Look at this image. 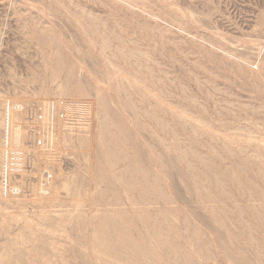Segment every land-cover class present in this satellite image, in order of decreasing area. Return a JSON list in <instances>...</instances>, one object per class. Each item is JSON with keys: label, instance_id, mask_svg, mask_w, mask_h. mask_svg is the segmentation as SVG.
I'll use <instances>...</instances> for the list:
<instances>
[{"label": "rangeland", "instance_id": "1", "mask_svg": "<svg viewBox=\"0 0 264 264\" xmlns=\"http://www.w3.org/2000/svg\"><path fill=\"white\" fill-rule=\"evenodd\" d=\"M0 13V264H264V0Z\"/></svg>", "mask_w": 264, "mask_h": 264}, {"label": "bare ground", "instance_id": "2", "mask_svg": "<svg viewBox=\"0 0 264 264\" xmlns=\"http://www.w3.org/2000/svg\"><path fill=\"white\" fill-rule=\"evenodd\" d=\"M127 1V0H126ZM130 1H132V0H130ZM137 1V0H136ZM3 9V8H2ZM1 14V13H0ZM40 18V17H39ZM101 20V19H100ZM177 22V21H176ZM178 23V22H177ZM48 30V29H47ZM150 30V29H149ZM152 30V29H151ZM88 31V30H87ZM163 31V30H162ZM173 33V32H172ZM94 34V33H93ZM106 34V33H105ZM99 35H101V34H99ZM117 35V34H116ZM102 39H104V38H102ZM107 39H109L108 37H107ZM106 40V39H105ZM93 41V40H92ZM108 41V40H107ZM45 43V42H44ZM93 43H95V42H93ZM100 43H101V41H100ZM108 43H109V41H108ZM56 44V43H55ZM89 44H90V42H89ZM103 44V43H102ZM105 44H106V42H105ZM105 44L103 45L104 46V48H105ZM91 45V44H90ZM93 45H95V44H93ZM109 45V44H108ZM111 45V44H110ZM100 46H102L101 44H100ZM66 48V47H65ZM85 48V47H84ZM93 48H94V46H93ZM101 48V47H100ZM103 48V47H102ZM116 48V47H115ZM59 49V48H58ZM125 49V48H124ZM117 50H118V48H117ZM129 50V49H128ZM52 51V50H51ZM104 52H105V50H103ZM123 51V50H122ZM121 51V52H122ZM126 51V50H125ZM131 51V50H130ZM129 52V51H128ZM128 52H126V53H128ZM182 52V51H181ZM123 53V52H122ZM131 53H133V51L131 52ZM49 54V53H48ZM58 54V53H57ZM100 54V53H99ZM105 54V53H104ZM147 54V53H146ZM122 55H124V54H122ZM84 56V55H83ZM93 56V55H92ZM103 56V55H102ZM230 56V55H229ZM120 57H122V56H120ZM116 58V57H115ZM124 58V57H123ZM55 60V59H54ZM53 60V61H54ZM171 60V59H170ZM113 62V61H112ZM177 62V61H176ZM107 63H109V61H107ZM125 64V63H124ZM136 64V63H135ZM195 64V63H194ZM55 65H57V64H55ZM60 65V64H59ZM105 65V64H104ZM110 65V64H109ZM115 65V64H114ZM255 65V64H254ZM133 67V66H132ZM118 68H120V67H118ZM50 69H52V68H50ZM54 69V68H53ZM102 69H103V67H102ZM68 70V69H67ZM85 70V69H84ZM23 71V70H22ZM59 71V70H58ZM79 71V70H78ZM113 71V70H112ZM127 71H129V70H127ZM50 72V71H49ZM57 72V71H56ZM130 72V71H129ZM128 72V73H129ZM58 73V72H57ZM61 73V72H60ZM67 73H69V72H67ZM38 74V73H37ZM54 74V73H53ZM50 75V74H49ZM48 75V76H49ZM60 75V74H59ZM68 75H71V74H68ZM122 75V74H121ZM125 75V74H124ZM56 76V75H55ZM65 76H66V74H65ZM126 76V75H125ZM136 76V75H135ZM168 76V75H167ZM68 77V76H67ZM109 77V76H108ZM57 78V77H56ZM59 78V77H58ZM104 78V77H103ZM122 79H123V76L121 77ZM134 78V77H133ZM153 78V77H152ZM69 79V78H68ZM68 79H67V81H68ZM113 79V78H112ZM128 79H129V77H128ZM57 80V79H56ZM70 80V79H69ZM80 80V79H79ZM160 80V79H159ZM169 80V79H168ZM62 81V80H61ZM81 81V80H80ZM114 81H116L115 79H114ZM123 81V80H122ZM110 82V81H109ZM158 82V81H157ZM171 82V81H170ZM83 83V82H82ZM132 83H134V82H132ZM142 83V82H141ZM145 83V82H144ZM154 83V82H153ZM152 83V84H153ZM172 83V82H171ZM118 84V83H117ZM136 84V83H135ZM62 85V84H61ZM65 85V84H64ZM99 85V84H98ZM130 85V84H129ZM128 85V86H129ZM144 85V84H143ZM142 85V86H143ZM257 85V84H256ZM66 86V85H65ZM65 86H63L64 88H66ZM85 86V85H84ZM115 86V85H114ZM117 87H118V85H116ZM124 86V85H123ZM122 86V87H123ZM57 87V86H56ZM131 87V86H130ZM133 87V86H132ZM139 87V86H138ZM148 87V86H147ZM59 89V88H58ZM137 89V88H136ZM140 89V88H139ZM138 89V90H139ZM146 89V88H145ZM150 90V89H149ZM215 90H217V89H215ZM2 91V90H1ZM127 91V90H126ZM140 91V90H139ZM118 92V91H117ZM123 92H125V91H123ZM127 92H129V91H127ZM136 92V91H135ZM145 92V91H144ZM126 93V92H125ZM140 93V92H139ZM167 93H168V91H167ZM64 94V93H63ZM65 94H66V92H65ZM170 94V93H169ZM184 94V93H183ZM100 95H101V93H100ZM131 94H129V96H130ZM144 95V94H143ZM151 95V94H150ZM149 95V96H150ZM172 95V94H171ZM56 96H58V95H56ZM126 96V95H125ZM69 97V96H68ZM128 97V96H127ZM1 99V98H0ZM147 99V98H146ZM155 99H156V97H155ZM54 100V99H53ZM75 100V99H74ZM89 100V99H88ZM101 100V99H100ZM85 101V100H84ZM186 101V100H185ZM138 102V101H137ZM69 103V102H68ZM100 103H101V101H100ZM196 103V102H195ZM59 104V103H58ZM128 104H130V103H128ZM163 104H164V102H163ZM70 105V104H69ZM161 105H162V103H161ZM99 106V105H98ZM17 107H18V105H17ZM59 107V106H58ZM263 107V106H262ZM69 108V107H68ZM136 108V107H135ZM55 109V108H54ZM58 109V108H57ZM72 109V108H71ZM82 109V108H81ZM170 109V108H169ZM46 110V109H45ZM90 110V109H89ZM136 110V109H135ZM148 110V109H147ZM53 111H56V110H53ZM72 111V110H71ZM59 111H57V113H58ZM90 112V111H89ZM136 112V111H135ZM145 112H146V110H145ZM144 112V113H145ZM232 112V111H231ZM45 113V112H44ZM49 113V112H48ZM51 113V112H50ZM52 113H54V112H52ZM51 113V114H52ZM83 113V112H82ZM148 113V112H147ZM190 113V112H189ZM86 114V113H85ZM127 114V113H126ZM46 115H48V114H46ZM45 115V116H46ZM58 115V114H57ZM43 116V115H42ZM183 116V115H182ZM50 117H51V115H50ZM57 117H59V115L58 116H56V118ZM86 117V116H85ZM191 117V116H190ZM55 118V117H54ZM184 118H185V116H184ZM52 119V118H51ZM51 119H49L48 118V121L50 120V121H52ZM160 119V118H159ZM57 120H59V118L57 119ZM48 121H47V123H48ZM49 121V122H50ZM62 121V120H61ZM111 121V120H110ZM161 121V120H160ZM59 122V121H58ZM183 122H184V120H183ZM187 122V121H186ZM60 123V122H59ZM162 123V122H161ZM185 123V122H184ZM15 124V123H14ZM131 124V123H130ZM163 124V123H162ZM211 124V123H210ZM209 124V125H210ZM63 125H65V124H62V126ZM73 125V124H72ZM103 125V124H102ZM148 125V124H147ZM202 125V124H201ZM60 126V125H59ZM58 126V127H59ZM67 126V125H66ZM101 126V125H100ZM111 126V125H110ZM192 126V125H191ZM6 127L8 128V121L6 122ZM64 127V126H63ZM104 127V126H103ZM6 128V129H7ZM85 128V127H84ZM109 129V128H108ZM62 130V129H61ZM145 130V129H144ZM7 131H8V129H7ZM64 131V130H63ZM62 131V132H63ZM66 134V133H65ZM55 135V134H54ZM6 137V136H5ZM11 137V136H10ZM61 137V136H60ZM65 137H66V135H65ZM223 137V136H222ZM104 138V137H103ZM158 138V137H157ZM212 138V137H211ZM252 138V137H251ZM16 139V138H15ZM62 139V138H61ZM142 139V138H141ZM253 139V138H252ZM251 139V140H252ZM57 140V139H56ZM229 140V139H228ZM233 140V139H232ZM51 141V140H50ZM108 141V140H107ZM180 141V140H179ZM219 141V140H218ZM235 141V140H234ZM249 141V140H248ZM34 142V141H33ZM36 142V141H35ZM56 142V141H55ZM59 142V141H58ZM182 142V141H181ZM252 142V141H251ZM7 143V142H6ZM201 143V142H200ZM5 144V143H4ZM38 144V143H37ZM42 144V143H41ZM48 144V143H47ZM51 144H52V142H51ZM61 144V143H60ZM208 144V143H207ZM11 146V145H10ZM153 146V145H152ZM191 146V145H190ZM7 147H9V146H7ZM38 147H39V145H38ZM43 147V146H42ZM109 147V146H108ZM47 148V147H46ZM111 148V147H110ZM5 149V148H4ZM13 149V148H12ZM18 149V148H17ZM34 149V148H33ZM227 149V148H226ZM243 149V148H242ZM19 150V149H18ZM40 150H41V148H40ZM43 150V149H42ZM109 150H111V149H109ZM109 150H107V151H109ZM20 151V150H19ZM39 151V150H38ZM50 151V150H49ZM215 151V150H214ZM6 153H7V151H5ZM22 152H23V150H22ZM46 152V151H45ZM53 152V151H52ZM51 152V153H52ZM55 152V151H54ZM127 152V151H126ZM229 152V151H228ZM24 153V152H23ZM43 153V152H42ZM108 153H110V151L108 152ZM22 155V154H21ZM29 155V154H28ZM158 155V154H157ZM11 156H13V155H11ZM23 156V155H22ZM24 157V156H23ZM22 157V158H23ZM263 158V157H262ZM31 159V158H30ZM41 159V158H40ZM46 159V158H45ZM52 158H50V160H51ZM12 160V159H11ZM10 160V161H11ZM20 160V159H19ZM53 160V159H52ZM209 161V160H208ZM15 162V161H14ZM191 162V161H190ZM7 164V163H6ZM10 164H11V162H10ZM58 164V163H57ZM64 164V163H63ZM200 164V163H199ZM138 165V164H137ZM39 166V165H38ZM68 166V165H67ZM53 167V166H52ZM34 169V168H33ZM259 169V168H258ZM3 171V170H2ZM1 171V172H2ZM4 172V171H3ZM12 172V171H11ZM34 172V171H33ZM121 172V171H120ZM7 173V172H6ZM10 173V172H9ZM13 173V172H12ZM16 173V172H15ZM20 173V172H19ZM115 173V172H114ZM23 174H26V173H23ZM37 174V173H36ZM39 174V173H38ZM45 174V173H44ZM59 174V173H58ZM144 174V173H143ZM11 175V174H10ZM16 175V174H15ZM41 175V174H40ZM3 176V175H2ZM18 176H19V174H18ZM22 176V175H21ZM206 176V175H205ZM4 177V176H3ZM10 177V176H9ZM12 177H13V175H12ZM27 177V176H26ZM70 177V176H69ZM18 178V177H17ZM22 179H23V176L21 177ZM25 178V177H24ZM146 178V177H145ZM20 179V178H19ZM23 181V180H22ZM51 181V180H50ZM107 181V180H106ZM148 181V180H147ZM249 181H251V180H249ZM4 182V181H3ZM9 182V181H8ZM38 182H40L39 180H38ZM138 182V181H137ZM156 182V181H155ZM6 183V182H5ZM10 183V182H9ZM21 183V182H20ZM222 184V183H221ZM257 185V184H256ZM10 186V185H9ZM203 186V185H202ZM238 186V185H237ZM2 187V186H1ZM160 187V186H159ZM205 187V186H204ZM31 188V187H30ZM3 189V188H2ZM91 189V188H90ZM198 189V188H197ZM223 189V188H222ZM113 190V189H112ZM147 190V189H146ZM261 190V189H260ZM150 191V190H149ZM114 192V191H113ZM124 192V191H123ZM196 192V191H195ZM261 192V191H260ZM1 193V192H0ZM37 193H38V191H37ZM143 193V192H142ZM146 193V192H145ZM53 194V193H52ZM129 194V193H128ZM226 194V193H225ZM162 195V194H161ZM160 195V196H161ZM209 195V194H208ZM210 195H213V194H210ZM210 195H209V197H210ZM8 196V195H7ZM33 196V195H32ZM29 197V196H28ZM212 197V196H211ZM31 198V197H30ZM33 198V197H32ZM233 199V198H232ZM85 200V199H84ZM150 201V200H149ZM212 201V200H211ZM139 210V209H138ZM170 210V209H169ZM241 211V210H240ZM257 211V210H256ZM12 212V211H11ZM241 213V212H240ZM144 214V213H143ZM148 216H149V214H148ZM109 218V217H108ZM128 218V217H127ZM155 218V217H154ZM242 218V217H241ZM258 218V217H257ZM129 219V218H128ZM104 220V219H103ZM185 220V219H184ZM36 221V220H35ZM111 221V220H110ZM113 222V221H112ZM245 222H248V221H245ZM115 223V222H114ZM113 223V224H114ZM249 223V222H248ZM25 224V223H24ZM116 226H117V223L115 224ZM160 227V226H159ZM120 232V231H119ZM114 233L116 234V232L114 231ZM127 234H130V233H128V232H126ZM250 233V232H249ZM115 236V235H114ZM123 236V235H122ZM130 235H128V237H129ZM132 237V236H131ZM234 237V236H233ZM235 238V237H234ZM252 238V237H251ZM18 239V238H17ZM236 239V238H235ZM140 240V239H139ZM142 240V239H141ZM253 240V239H252ZM53 242V241H52ZM134 243V242H133ZM124 245V244H123ZM142 245V244H141ZM164 245V244H163ZM161 247H162V245H160ZM121 247V246H120ZM131 247V246H130ZM140 247V246H139ZM121 249H122V247H121ZM125 249V248H124ZM132 249V248H131ZM109 250V249H108ZM123 250V249H122ZM131 251V250H130ZM128 252V251H127ZM125 253V252H124ZM136 253V252H135ZM147 253V252H146ZM201 253V252H200ZM109 254V253H108ZM148 254V253H147ZM257 254V253H256ZM144 255H145V253H144ZM163 255V254H162ZM141 256V255H140ZM148 256V255H147ZM151 256V255H150ZM263 256V255H262ZM61 257V256H60ZM146 257V256H145ZM135 258V257H134ZM148 258V257H147ZM152 258V257H151ZM180 258V257H179ZM184 258V257H183ZM264 258V257H263ZM149 259V258H148ZM153 259V258H152ZM165 259V258H164ZM181 260H182V258H181ZM208 260V259H207ZM47 261V260H46ZM103 261V260H102ZM48 262V261H47ZM105 262V261H104ZM142 262V261H141ZM148 262H150V261H148ZM32 263H33V261H32ZM106 264H107V262H105ZM143 264V263H142ZM151 264V263H150Z\"/></svg>", "mask_w": 264, "mask_h": 264}]
</instances>
